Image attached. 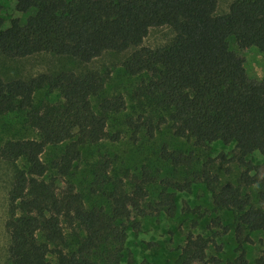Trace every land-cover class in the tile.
Segmentation results:
<instances>
[{
	"label": "trees",
	"instance_id": "1",
	"mask_svg": "<svg viewBox=\"0 0 264 264\" xmlns=\"http://www.w3.org/2000/svg\"><path fill=\"white\" fill-rule=\"evenodd\" d=\"M13 1L18 13L35 10V14L24 25L14 18L6 27L0 6L2 56L24 59L51 54L91 63L108 52L134 50L124 68L130 75L146 77L142 95L168 113L158 127L170 123L176 137L197 147L234 144L236 162L245 169L242 184L260 190L256 206L241 185L221 184L213 171L215 160L209 158L191 180L160 181L157 201L152 203L150 188L157 180L146 168L130 188L124 179L109 175L110 165L105 162L98 179L108 207L88 208L73 185L60 190L49 172L71 175L82 148L109 137L110 116L126 109L123 96L105 98L95 110L92 100L101 94L108 77L99 72L61 71L13 81L0 77V115L26 113L39 135L8 141L0 148V160L15 167L5 225L9 264H123L129 232L141 229L136 218L175 217L177 193L191 190L195 181L212 193L215 209L231 211L234 221L227 225L221 217L212 219L211 240L188 233L176 264H250L245 244L252 243L251 233H264V184L248 176L253 171L248 159L257 153L264 160V80L247 75L244 58L230 49L228 40L233 37L240 49L256 48L264 54V0H236L220 16L216 15L219 0ZM164 26L175 33L172 43L156 50L143 47L149 31ZM44 88L59 94L62 102L36 105L35 95ZM130 126L136 135L140 126L132 122ZM147 129L154 135L152 123ZM58 146L63 151L48 166L43 156L48 148ZM161 157L176 167L195 162L193 153L166 148ZM185 211L199 213L189 206ZM75 226L82 239L71 246L65 228ZM230 233L237 245L236 259L224 263L208 258L216 239ZM256 264H264V255Z\"/></svg>",
	"mask_w": 264,
	"mask_h": 264
},
{
	"label": "rangeland",
	"instance_id": "2",
	"mask_svg": "<svg viewBox=\"0 0 264 264\" xmlns=\"http://www.w3.org/2000/svg\"><path fill=\"white\" fill-rule=\"evenodd\" d=\"M236 0H219L216 15H225ZM2 17L5 26L9 27L14 18H19L25 24L28 17L35 14L31 10L26 14L16 11L13 0H0ZM175 38L174 31L168 27L152 28L143 42V47L153 50L169 46ZM230 49L240 54L245 60L247 75L254 80H264V54L256 48L240 49L235 38L228 40ZM134 50L125 53L108 52L91 63L57 57L51 54H39L24 59H9L0 54V77L5 81L30 80L42 74H55L61 71H72L79 75L89 72L108 74L105 87L101 94L93 98V106L98 110L99 104L105 98L123 96L126 109L118 114H112L108 122L109 137L98 144H88L82 148L81 160L76 163L71 175L61 177L55 171L49 176L56 178L60 190L73 185L82 194L85 205L108 207V203L100 194L103 175L101 168L109 162V175L112 178H122L131 188L141 175L143 168L157 180V185L150 188L151 202L157 201L162 180L182 183L192 179V174L202 169L209 159H214L213 171L220 176L221 184L241 185L245 194H249L253 204L259 205L260 186H245L240 180L245 169L236 162L238 154L234 144L222 143L197 147L193 141L178 138L174 135L170 123L158 127L159 120L168 117V113L157 107L148 97L142 95L146 77L133 76L126 72L124 62ZM62 102L59 94H52L48 88L39 90L35 95V104L47 106ZM140 126L135 135V128L130 124ZM152 123L155 127L154 135L148 133L147 126ZM119 135V140L111 139ZM38 132L29 124L26 113L16 112L0 115V148L12 140L38 139ZM166 148L170 151L193 153L195 162L190 167H176L171 162L162 159L161 152ZM63 151L62 146L50 147L43 156V160L52 165ZM248 161L251 170L248 176L258 177L264 184V160L259 154L252 155ZM21 165V163H20ZM15 167L0 160V264H9L8 247L10 238L5 225L8 219V195L12 187ZM97 174V175H96ZM106 188V187H105ZM179 211L175 217L165 214H155L146 218H136L140 223L139 231H130L125 248L123 264H176L185 238L190 232L211 240L214 236L209 230L212 219L221 217L225 224L232 225L233 213L229 210H216L213 205L212 193L203 182L195 181L191 190L177 193ZM185 206L199 210V213H188ZM194 225L196 227H194ZM77 228V229H76ZM67 242L71 246L78 244L82 233L75 228H65ZM251 244H245V251L250 264L264 255V233L250 234ZM218 247L221 249L219 250ZM238 255L237 245L232 233L216 239V245H211L208 258L216 257L224 263L233 262Z\"/></svg>",
	"mask_w": 264,
	"mask_h": 264
}]
</instances>
